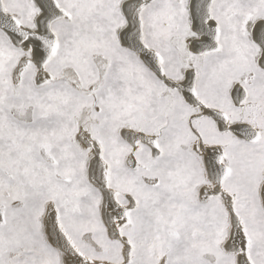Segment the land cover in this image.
<instances>
[{"label":"snow or ice","instance_id":"1","mask_svg":"<svg viewBox=\"0 0 264 264\" xmlns=\"http://www.w3.org/2000/svg\"><path fill=\"white\" fill-rule=\"evenodd\" d=\"M0 264H264V0H0Z\"/></svg>","mask_w":264,"mask_h":264}]
</instances>
